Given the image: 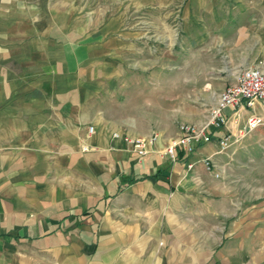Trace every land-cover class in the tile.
Wrapping results in <instances>:
<instances>
[{
  "label": "crops",
  "instance_id": "obj_1",
  "mask_svg": "<svg viewBox=\"0 0 264 264\" xmlns=\"http://www.w3.org/2000/svg\"><path fill=\"white\" fill-rule=\"evenodd\" d=\"M176 1L130 3L157 14ZM71 2L0 0V264H264V188L235 219L236 187L249 182L234 174L250 166L221 164L227 152L218 151L252 110L225 109L224 126L175 161L163 154L169 137L139 158L111 136L149 132L118 116L127 102L109 92L120 71L110 67L108 29L121 25L75 20ZM182 11L194 14L184 42L214 44L232 27L237 44L264 0H184ZM91 27L99 30L81 31Z\"/></svg>",
  "mask_w": 264,
  "mask_h": 264
},
{
  "label": "rangeland",
  "instance_id": "obj_2",
  "mask_svg": "<svg viewBox=\"0 0 264 264\" xmlns=\"http://www.w3.org/2000/svg\"><path fill=\"white\" fill-rule=\"evenodd\" d=\"M63 1L59 0V4ZM130 1L73 0L71 3L76 10L73 14L75 20L87 18L91 26L103 20L107 23L118 20L121 25L120 28L108 29L111 35L108 47H113L114 51L110 67L115 72L120 71L111 78L110 84L114 86L109 92L116 103L127 102L123 109L116 108L117 115L121 116L123 112L132 115L140 132L157 129L161 139L181 135V124L199 126L225 85L233 81L240 66L264 65L262 15L260 20L255 15L253 28L250 26L252 23L247 22L249 26L244 30L246 32H239L237 44L232 43L237 32L229 27L223 31V40L219 39L214 44L208 40L194 46L184 42V36L190 38L191 33L184 27L194 24V14H186L185 17L182 11L184 0H177L168 12L157 14L148 12L147 7L138 2L131 4ZM98 30L91 27L81 31ZM115 38L120 40L118 44L114 43ZM253 52L258 53L256 59L238 60L239 54L245 56ZM180 53L186 54L185 60L178 59ZM241 126L240 129L244 127ZM220 153L230 154H225L226 159L221 164L250 166L234 174L235 183L249 182L236 187L234 218L237 219L244 204L259 200L258 191L263 192L264 124L243 138L230 137L228 146Z\"/></svg>",
  "mask_w": 264,
  "mask_h": 264
},
{
  "label": "built area",
  "instance_id": "obj_3",
  "mask_svg": "<svg viewBox=\"0 0 264 264\" xmlns=\"http://www.w3.org/2000/svg\"><path fill=\"white\" fill-rule=\"evenodd\" d=\"M244 104L252 110L246 118L244 127L238 130L237 138H243L248 132L264 124V65H246L240 66L233 77V81L225 85L220 92L217 101L211 106L209 112L205 115V120L199 126L190 124H181L179 130L181 135L167 139L163 154L170 160L175 161L179 151L187 153L193 152L198 144L209 141L208 129L210 127L221 128L226 119L223 111L229 107H240ZM262 108L261 113L254 112L256 106ZM93 126L88 127L91 133ZM112 138L120 139L129 150L134 151L139 158H144L158 143L161 133L157 129H152L145 136H130L114 131ZM230 135H225L218 141L219 152L223 151L229 142ZM84 150L87 146L83 147ZM202 162L207 170L213 171L216 166L212 158L205 157ZM189 164L188 167H191ZM217 177L218 173H214Z\"/></svg>",
  "mask_w": 264,
  "mask_h": 264
}]
</instances>
